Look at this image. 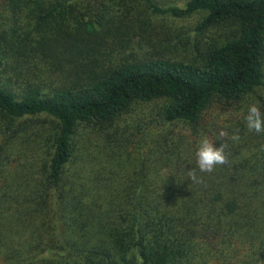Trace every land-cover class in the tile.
<instances>
[{"label":"trees","instance_id":"obj_1","mask_svg":"<svg viewBox=\"0 0 264 264\" xmlns=\"http://www.w3.org/2000/svg\"><path fill=\"white\" fill-rule=\"evenodd\" d=\"M258 102L264 0H0V264H264Z\"/></svg>","mask_w":264,"mask_h":264},{"label":"clouds","instance_id":"obj_2","mask_svg":"<svg viewBox=\"0 0 264 264\" xmlns=\"http://www.w3.org/2000/svg\"><path fill=\"white\" fill-rule=\"evenodd\" d=\"M258 104L259 102L247 107V113L244 116L245 127L250 133L264 135V114H262ZM227 135L226 132H220L221 137ZM229 138L233 142H238L240 140L239 132H234ZM226 147L227 145L224 142L216 146L206 135L202 136L196 151V164L199 172L211 174L217 166L226 165L228 163ZM187 176L190 181L198 182L196 170H188Z\"/></svg>","mask_w":264,"mask_h":264}]
</instances>
